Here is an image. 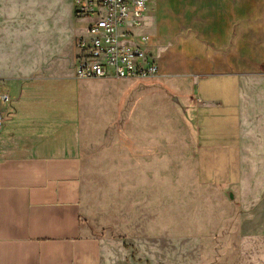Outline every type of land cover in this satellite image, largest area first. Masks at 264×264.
Listing matches in <instances>:
<instances>
[{
	"label": "rangeland",
	"instance_id": "obj_1",
	"mask_svg": "<svg viewBox=\"0 0 264 264\" xmlns=\"http://www.w3.org/2000/svg\"><path fill=\"white\" fill-rule=\"evenodd\" d=\"M171 12V32L146 27L158 37V77L80 80L78 94L74 82L48 83L37 104L67 122L78 109L76 149L50 165L44 239H0V255L31 250L32 264H264V80L247 83L243 153L206 152L196 82L205 100H223L214 120L233 134L238 76L202 74L233 71L213 63L234 49L217 47L224 18ZM252 12L238 26L237 51L251 62L245 71L264 72V2ZM74 20L71 0H0V92L2 69L30 70L57 55L70 63L75 34L57 28Z\"/></svg>",
	"mask_w": 264,
	"mask_h": 264
},
{
	"label": "crops",
	"instance_id": "obj_2",
	"mask_svg": "<svg viewBox=\"0 0 264 264\" xmlns=\"http://www.w3.org/2000/svg\"><path fill=\"white\" fill-rule=\"evenodd\" d=\"M181 2H187V4L182 6ZM259 2H264V0H153V5L146 17V27L156 24L155 27L160 32H171L172 30L168 27L170 25L175 26L173 17H176L177 14L172 13V9L188 7L201 10V12L195 13V16L224 18L221 22L223 28L220 30L223 35L218 40L219 43L223 44L217 45V47L234 49L233 57L227 59L223 55L213 64L222 66L228 63L232 64L234 69L227 72L215 70V73L202 75L204 77L222 74L232 78L238 76L239 83L236 86L239 91H236L238 95L235 96L238 103L233 102L229 106L236 107L238 124L228 125L229 129L234 130L233 134L226 135L224 129L227 125L223 124L217 128L214 118L218 117L219 110L217 109L223 107V100L215 94H208L207 98L210 101L205 100L200 93L197 81L195 91L200 102L196 107L195 115L197 124L200 125L199 129L202 132L201 138L206 152L213 153L218 149H223L224 151H232L237 155L243 153L245 144L244 121L248 118L247 108L250 106L245 105L249 98L247 83L264 80V72H261L262 66L258 68V72H248L245 71L247 68L242 67L243 64H251V62L246 57L244 58L242 52L238 54V48H242L239 35L241 30L238 26L241 25L243 17L257 15V13L252 12V7L259 6ZM71 5L74 15L73 0H71ZM74 21V28L64 22L59 24L57 28L61 37L75 34L73 40L74 54L70 63H64L61 57L57 55L38 62L35 61L33 66L29 65L31 72L28 67L20 71L19 69H2L1 75L7 81L0 94L9 95L10 101L4 103L0 99L2 105L0 113L3 116V124L0 127L1 240L27 242L44 239L43 234L49 229L44 228L43 209L49 206L50 201V190L47 183L50 165L63 159L65 155L74 152L76 149L79 131L77 124L78 109L72 117L73 121L70 119L67 122L66 117L63 118V116L58 115L61 113L52 115L50 113L49 115L47 112L44 113L41 104H37L41 102L39 99L44 96V91L51 89L47 88L50 86L48 84L50 82H52L51 86L55 88L74 82L78 86L77 94L79 93L80 80L75 75V40L85 31V27L84 23L76 17ZM153 35L156 37V44L158 45V37ZM34 68L36 70H33ZM27 72L30 73L29 76H27ZM65 73L67 76H64ZM57 82L60 84L57 85ZM37 105L38 107H36ZM62 119L66 121L60 123ZM235 129L237 130L236 134ZM33 255L31 250L10 249L5 254L0 255V264H32V261L27 262L25 259Z\"/></svg>",
	"mask_w": 264,
	"mask_h": 264
},
{
	"label": "built area",
	"instance_id": "obj_3",
	"mask_svg": "<svg viewBox=\"0 0 264 264\" xmlns=\"http://www.w3.org/2000/svg\"><path fill=\"white\" fill-rule=\"evenodd\" d=\"M73 5L74 16L85 27L75 40L77 79L133 80L160 75V63L152 54L156 37L146 29L153 0H73ZM0 99L10 101L5 93Z\"/></svg>",
	"mask_w": 264,
	"mask_h": 264
}]
</instances>
